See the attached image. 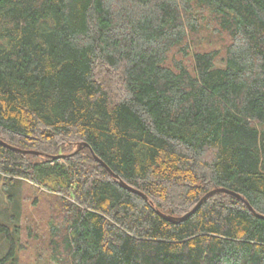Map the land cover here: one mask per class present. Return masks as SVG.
I'll return each instance as SVG.
<instances>
[{"label": "trees", "instance_id": "1", "mask_svg": "<svg viewBox=\"0 0 264 264\" xmlns=\"http://www.w3.org/2000/svg\"><path fill=\"white\" fill-rule=\"evenodd\" d=\"M0 140V264L25 183L54 264H264V0H0Z\"/></svg>", "mask_w": 264, "mask_h": 264}, {"label": "rangeland", "instance_id": "2", "mask_svg": "<svg viewBox=\"0 0 264 264\" xmlns=\"http://www.w3.org/2000/svg\"><path fill=\"white\" fill-rule=\"evenodd\" d=\"M204 41L211 45V47L220 48L223 46L222 36H216L214 33L211 35L209 31H204ZM2 182H0L1 184ZM45 193L42 190H34V187L25 183L19 190L18 199L21 205V215L17 219V223L20 225V250L18 252L19 260L25 264H54L51 260L52 242L48 238L49 225L52 222L58 224V218H53L52 200H46ZM37 197H39L37 199ZM0 211L9 213L12 207L7 194L0 189ZM1 219H3L2 213H0ZM9 216V215H8ZM11 218H9L10 220ZM8 223L10 226V222ZM12 221V220H10ZM33 233L39 237L35 239L32 237Z\"/></svg>", "mask_w": 264, "mask_h": 264}, {"label": "water", "instance_id": "3", "mask_svg": "<svg viewBox=\"0 0 264 264\" xmlns=\"http://www.w3.org/2000/svg\"><path fill=\"white\" fill-rule=\"evenodd\" d=\"M0 144H2L3 146L9 148V149H12V150H15V151H18V152H21V153H29V154H34V155H41L43 153L39 152V151H36V150H32V149H21L19 147H15V146H12L8 143H5L3 142L2 140H0ZM84 147L88 148L91 152V154L93 155V157L103 165V167H105V169L120 183V185H122L123 187H125L126 189L128 190H131L139 195H141L145 200H147V197L142 193L140 192L139 190H136L130 186H128L127 184H125L123 181L119 180L117 178V175H115L108 167L107 165L102 162L93 152V150L91 149V147L87 144V143H79L77 144L76 148L70 152L69 154H66V155H63V154H59V155H54V156H49V158L51 159H55V158H60V157H64V156H70V155H73L75 154L76 152L82 150ZM219 192H224V193H228V194H231L241 200H243L245 202V204L247 205V207L249 208L250 211H252L253 213L254 210L252 209V207L250 206V204L239 194L233 192V191H230L226 188H223V187H216L214 189H211L210 191H208L207 193H205L200 199L199 201L195 204V206L190 210L188 211L187 213H185L184 215H181V216H174V215H167V214H163V213H159L164 219L168 220V221H171V222H179V221H182L184 220L186 217H188L189 215H191L207 198L211 197L212 195L216 194V193H219ZM258 217H261V218H264L263 215H259V214H256Z\"/></svg>", "mask_w": 264, "mask_h": 264}]
</instances>
